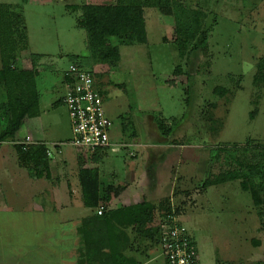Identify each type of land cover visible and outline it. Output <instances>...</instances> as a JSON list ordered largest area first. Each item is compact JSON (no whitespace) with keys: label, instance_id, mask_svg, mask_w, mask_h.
<instances>
[{"label":"rangeland","instance_id":"rangeland-1","mask_svg":"<svg viewBox=\"0 0 264 264\" xmlns=\"http://www.w3.org/2000/svg\"><path fill=\"white\" fill-rule=\"evenodd\" d=\"M120 1L0 0V4H10L24 20V38L15 53L16 67H34L39 95L37 107L15 139L22 140L34 130L32 125L40 122L43 130L39 135L52 153L50 163L63 162L70 155L76 158V165L89 163L105 152L84 154L68 145L72 135L62 102L66 92L63 76L74 57L89 55L86 33L77 27L80 8ZM123 1L143 7L147 40L145 44H132L108 38L110 46L119 48V62L90 66L103 95L105 113L113 124L111 141L118 144L117 152L108 151L104 158L102 180L104 174L125 167L142 171L147 157L154 154L139 143L165 146V157L181 160L170 172L166 166L164 172L174 176L171 204L179 209V221L194 237L198 264H264V220L259 216L264 214V205L255 207L238 181L203 187L206 181L235 167L228 166L229 155L216 151H228L243 164L261 161L264 156V83L255 81L257 65L264 58V0ZM194 11L199 12L195 16L200 21L199 33L207 35V46L201 50L192 40L182 51L176 46L177 30ZM219 89L226 92L220 95ZM4 101L5 92L0 87V104ZM159 123L165 129L173 127V134L162 136ZM2 127L4 121L0 119ZM6 146L13 150L10 142ZM167 146L179 152L178 158V153L172 155ZM76 165L72 171L77 170ZM69 167L57 163L51 169L52 177L56 173L61 176ZM45 179L32 182L40 187L44 181L48 188L52 179ZM42 197L37 195L39 200ZM164 199L161 194L153 197L156 209L144 233L146 240L140 244L153 259L151 264H165L151 233L153 226L162 223L157 207ZM48 229L52 236L48 243L46 238L45 245L39 244L40 236L25 238L26 246H17L16 250L12 244L0 243V264H11L17 251L19 264H71L73 257L64 255L73 252L74 245L62 235L69 227L57 224Z\"/></svg>","mask_w":264,"mask_h":264},{"label":"trees","instance_id":"trees-1","mask_svg":"<svg viewBox=\"0 0 264 264\" xmlns=\"http://www.w3.org/2000/svg\"><path fill=\"white\" fill-rule=\"evenodd\" d=\"M80 9L81 15L78 19V26H76L86 33L89 55L87 58L74 57L72 64L79 68L88 69L93 73L90 68L93 63L106 65L119 62V48L110 46L107 43L108 38L124 39L132 44L146 43L145 19L141 4L137 2L125 3L121 0L114 5L86 4ZM198 13V11L191 12L192 18L188 17L189 20H186L184 25L177 30L179 41L176 46L182 51L186 50L192 40H196L201 50L207 46V35L199 33L200 21L195 16ZM20 17V14L16 13L10 4H0V87L5 92V101L0 104V119L4 121V127L0 129V144L14 140L24 120L35 110L39 101L34 67L32 66L28 70L16 67V49L19 40L24 38V20ZM177 73H180L179 69H177ZM63 78L65 83L69 81L66 72ZM256 80L264 83V58L257 65ZM95 87L103 97L97 85ZM219 91L220 95L226 92L223 89H219ZM157 127L164 137L173 134V127L165 129L161 123L157 124ZM14 148L20 165L28 170L30 176L50 177V157L47 156L48 149L45 145H29L25 150L20 145H15ZM216 152V154L223 152L229 155L228 166L235 165V167L223 171L211 181H206L203 187L238 181L241 190L249 193L255 207L264 205V156L261 161L243 164L228 151L222 149ZM80 182L85 207L97 210L102 201L109 200L110 196L107 191L111 192L112 187L109 186L105 191L108 194L101 196L95 170H81ZM157 208L162 222L168 217H180L179 209L171 204L169 198L162 200ZM155 209V206L142 201L128 207L104 211L100 216L95 213L96 215L86 219L84 222L86 231L82 234V244L80 243V252L84 259L80 262L135 264L123 255V229L128 227L144 228L152 222L150 217L153 216ZM259 216L264 220V214L260 213ZM161 224L154 226L151 231L157 247L160 246L158 238ZM168 225L172 226V223L169 222ZM192 238L194 239V237Z\"/></svg>","mask_w":264,"mask_h":264},{"label":"crops","instance_id":"crops-1","mask_svg":"<svg viewBox=\"0 0 264 264\" xmlns=\"http://www.w3.org/2000/svg\"><path fill=\"white\" fill-rule=\"evenodd\" d=\"M64 84L66 88L65 81ZM30 114L24 122L29 119ZM35 124L36 125H32L34 130L26 134L22 140L14 138V140L9 141L10 144H12L13 150L6 146L9 142L0 144V243H4L5 245L12 244L16 246L14 247L16 250L17 246H22V248L23 246H26V240L25 242L23 241L25 238L34 237L37 239L40 236L41 240L39 244L45 245L46 238H49L47 240L48 243L52 236V232H50V229L48 228H53L57 224H60L66 229L69 227V229L65 230L62 235L68 236V238L72 240V245H74L73 252L70 250L69 253L64 255V257H73L71 264H88L86 262H80L84 259L82 252H80L82 244L81 238L82 234L86 231L84 228L86 227L84 226L86 223L84 222L86 219L96 215V209H89L85 207L83 203L80 172L85 169L96 171L101 196L109 193V200H104L99 205H105V212L128 207L142 201L154 205L155 202L152 200L153 197L159 196L160 194L161 197L169 198L171 202H174V176L170 177L171 174L165 175L166 172H164V170L166 169V166H168L170 172L171 168L176 167L181 160L177 161L173 159V157L172 159L165 157L163 149L165 146L154 144L148 146L139 143V146L143 147L145 150L147 149L146 152L150 153V155L154 154V156L147 157L145 163H143L142 171H137V169L131 171L125 167V169H121L116 173L104 174V179L102 180V172L100 169L103 167L104 158L107 157L108 151L111 150L105 151L104 153L101 152L102 155H95L92 158L93 160L89 163L83 162L78 163V165H76V158L70 155L63 162L53 161L50 163V177L48 178V181L51 178L52 184L46 188L43 181L42 185L38 187V182L36 181H41V179L44 180L45 177L30 176L27 169L20 165L14 148L15 145H19L26 138L30 139L32 145L43 144L46 146V142L42 140L39 135V133H41L40 131L43 130L42 125L40 122H36ZM137 142L138 141L134 144ZM115 144L118 145L117 143ZM115 144L112 143L114 150L111 152H117ZM171 147L172 146H167L172 155H177L178 153V158L179 152ZM79 152L84 154L100 153L86 152L83 150H79ZM180 157L182 158L181 152ZM57 163H63V165L70 167L69 169L66 168V171L61 173V176L56 173L54 174L55 176L52 177L51 169H54V166ZM73 165L77 166V170H71ZM159 173L162 174L159 175ZM109 179L111 180V183L106 182ZM32 180H36L35 183H33ZM109 186L112 187L111 192L107 191ZM165 186L166 188H164ZM37 195L43 196V199L39 200ZM33 196L35 199H32ZM141 196L148 197L142 199ZM13 217H17V219H13ZM29 224H31V226H29ZM157 225L158 224L155 226ZM148 228L149 224L144 228L128 227L123 229V255L135 264H151V261L153 260L144 249H141L140 246V244L144 243L146 240L144 233H146ZM14 234H16L15 237L12 236ZM59 237H61L60 234ZM18 255L19 253L17 251V253L11 258V264H19V261L16 260V256ZM64 264L68 263L64 261Z\"/></svg>","mask_w":264,"mask_h":264},{"label":"built area","instance_id":"built-area-1","mask_svg":"<svg viewBox=\"0 0 264 264\" xmlns=\"http://www.w3.org/2000/svg\"><path fill=\"white\" fill-rule=\"evenodd\" d=\"M69 81L62 99L70 120L71 141L68 145L86 152L113 151L111 142L112 122L107 117L102 96L95 87L94 74L71 64L66 71ZM23 150L32 145L29 138L19 144ZM55 148L58 145L54 146ZM51 157V151H47ZM105 207L99 206L97 215L104 213ZM179 217H168L161 224L158 238L165 264H198V251L195 240ZM169 222L172 226H169Z\"/></svg>","mask_w":264,"mask_h":264}]
</instances>
